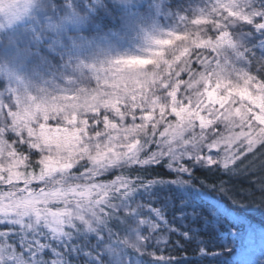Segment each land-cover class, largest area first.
Instances as JSON below:
<instances>
[{
    "label": "snow or ice",
    "instance_id": "6c2138e0",
    "mask_svg": "<svg viewBox=\"0 0 264 264\" xmlns=\"http://www.w3.org/2000/svg\"><path fill=\"white\" fill-rule=\"evenodd\" d=\"M52 3L0 0V30L11 29L0 37V89L51 90L0 104V188L13 189L0 197V264H52L54 238L91 244L107 229L129 239L103 264H264V0H207L196 14L178 0ZM173 7L183 29L147 30ZM32 9L39 23L15 27ZM133 32L146 55L119 54ZM154 127L163 140L206 130V170L162 184L130 176L86 208L40 187L81 162L130 154ZM80 191L65 199L92 196Z\"/></svg>",
    "mask_w": 264,
    "mask_h": 264
},
{
    "label": "rangeland",
    "instance_id": "374dc122",
    "mask_svg": "<svg viewBox=\"0 0 264 264\" xmlns=\"http://www.w3.org/2000/svg\"><path fill=\"white\" fill-rule=\"evenodd\" d=\"M163 2L166 4L172 5L174 3V0H163ZM178 2L183 5L184 10L192 14H196L200 12L204 8V6H206L207 4V0H178ZM22 7L23 5L21 4V8ZM48 8L50 11H55V6L52 3V0H48ZM31 11H32V14L25 16L22 22L19 25H16L15 27L19 28L21 31H28L29 29L35 27L39 23V20H38V17L35 15V9H32ZM178 11L179 10L177 8L173 7L171 11H165L163 13L153 15L148 21L147 30L154 32L156 35H161L167 31H179L183 29L185 26L182 23H180L178 19V15L176 14ZM5 22H6V14H0V24H3ZM10 31L11 29H7V28L0 30V37L3 36L4 32H10ZM12 39L13 38L9 36V41H8L9 44L12 43ZM0 42H2V40H0ZM225 43H227V41H225ZM119 54L146 55L147 53L145 51V36L143 35V33H141L136 43H134L131 47H126V48L121 49ZM115 55L116 54H114V56ZM84 82L87 83V78L85 79ZM68 91H70V89ZM34 94L38 98L37 102H39L40 100H43L47 96H49L51 94V90L50 89L34 90V89H30V87L27 84H23L19 86L13 84L11 87H4L0 89V104H4L5 100L10 95H14V98L18 97L20 102L22 103L25 98H27L28 96H33ZM154 129L155 131H158L159 128L154 127L153 130ZM165 130L167 129L165 128ZM170 138L172 139L179 138L181 141H183L186 144L185 145L186 147H189L188 150H190V152H189V155H187L186 157V159L189 160L188 161L189 164L191 161L192 162L195 161V163L199 162L198 158L202 151V145H204V141L207 138L206 130L195 131L191 127L184 128L182 131H180L177 137L173 138L169 136V139ZM129 155L130 154L126 152L122 158L118 156L116 159L109 161L107 164L99 163V165L100 164H102L103 166L106 165L107 168L108 167L117 168L125 164V162L131 158V156ZM84 162H90V164H97L91 160L84 161ZM84 162L79 163V165ZM176 163H179L180 165L183 164V167L184 168L186 167V164L183 163V160L181 157L178 158V161H176ZM74 168L75 167H73L71 170H65L59 175L48 176L47 179L43 183L40 184V187L43 190H45V193L53 194L54 203H60V202L66 201L65 204H67L68 201L65 200V194L71 195L72 192L78 189L77 188L78 186H76L77 184L75 182L73 183L71 182L72 181L71 179H73V177L68 178L69 177L68 174ZM66 179H69V182L64 183L63 181ZM36 183H40V182L36 181ZM63 184L65 187L62 186ZM97 188H98L97 190L94 189L95 191H93L92 187L90 188L88 187L85 190H82L79 193H77V196L79 197L81 195H84L86 192H91L92 194H94L100 191L102 193L106 191L104 187L98 186ZM30 190H33V189H30ZM36 191H39V189H36ZM10 192H13V189H9L7 192H5L3 188H0V197L8 196ZM56 194H59L58 200L56 198ZM71 201L75 202L79 200L74 199ZM70 237L71 235L69 234L66 237H64L63 240H61L58 237L54 238L57 240V243L55 247H51V252L54 256V259L52 260V264H65L62 258V251L63 252H70V250L74 251V248L77 246L73 254L79 253L78 252L79 243L78 244L74 242L72 243L73 239H70ZM128 239L129 237L126 238V240ZM88 250L89 251L87 252L85 256L90 262L94 264H103V261L100 260V257L106 254L111 255L112 253L117 251V248L112 244H103L99 246L98 245L89 246Z\"/></svg>",
    "mask_w": 264,
    "mask_h": 264
},
{
    "label": "trees",
    "instance_id": "16d2710c",
    "mask_svg": "<svg viewBox=\"0 0 264 264\" xmlns=\"http://www.w3.org/2000/svg\"><path fill=\"white\" fill-rule=\"evenodd\" d=\"M88 3H90V0H85V4ZM190 78L191 77H189V79ZM187 82L188 81L185 80V83ZM175 140L176 139L172 138L163 140L160 129H158V131L152 129L150 134L146 129L144 133L140 134L139 145H137L129 155L132 159L130 158L122 166L117 168H107L106 165L103 166L102 164H90V162H84L78 165V168L75 167L68 174V178L73 177L71 182H75L79 190L82 191L88 187H92L93 189L97 190V187L101 186L104 187L106 191L103 193L101 191L94 193L92 196H85L82 203L79 201L73 202L67 200V204L72 203L73 205L86 208L89 203L95 204V202L92 200V197L100 196V198L103 199L105 196H108L111 193L114 186L122 185L124 182L132 183L133 180L129 179L130 176H132L135 180H144L146 177H150L151 179L148 180V183L162 184L172 181L173 175L177 172H183L185 168H187V175L193 178H195L197 172L201 171V168L206 170L207 166L200 165L199 162L195 163V161H191L189 164V160L186 159L190 152V150H188L189 147H186V144L180 139L179 144H177ZM179 157H181L183 163L186 164L185 168L183 167V164H181L180 168L174 167V164L176 161H178ZM169 172H171L173 175H165ZM177 179H179V177H177ZM209 179H212V177H209ZM253 179L256 178L254 177ZM63 182H69V179H66ZM182 182L193 183V180H185ZM62 186L65 187L64 184ZM63 203H66V201H63ZM67 204H65V206ZM110 207L114 206L110 205ZM91 231L95 232L96 230L92 229ZM106 231L107 237L101 236L96 243L91 244L88 243V238L86 236L83 237V240H81L80 237H74L70 234V239H73L72 243H79V253L73 254L77 246L74 248V251H62L64 263L69 264V257L71 256L73 258L72 264H94L90 262L85 256L89 251V246L103 244H112L114 246H118L122 245L127 238L124 237L122 239L119 235L114 234L110 229H107ZM100 241H104V243L100 244Z\"/></svg>",
    "mask_w": 264,
    "mask_h": 264
},
{
    "label": "clouds",
    "instance_id": "9594fccd",
    "mask_svg": "<svg viewBox=\"0 0 264 264\" xmlns=\"http://www.w3.org/2000/svg\"><path fill=\"white\" fill-rule=\"evenodd\" d=\"M140 35H141L140 32H133L123 37L122 40L120 41V45H119L120 48L123 49L126 47H131L134 43L137 42Z\"/></svg>",
    "mask_w": 264,
    "mask_h": 264
}]
</instances>
